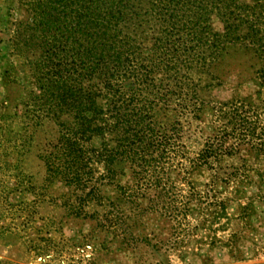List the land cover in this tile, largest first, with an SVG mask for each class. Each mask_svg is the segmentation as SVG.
Segmentation results:
<instances>
[{"label": "trees", "instance_id": "16d2710c", "mask_svg": "<svg viewBox=\"0 0 264 264\" xmlns=\"http://www.w3.org/2000/svg\"><path fill=\"white\" fill-rule=\"evenodd\" d=\"M28 9L19 25L34 56L31 99L59 127L46 179L73 188L71 211L107 231L123 229L126 205L137 217L166 209L185 158L181 118L205 105L193 75L236 46L264 58V0H28ZM162 111L174 119L162 122ZM228 137H209L190 162L233 155Z\"/></svg>", "mask_w": 264, "mask_h": 264}, {"label": "rangeland", "instance_id": "374dc122", "mask_svg": "<svg viewBox=\"0 0 264 264\" xmlns=\"http://www.w3.org/2000/svg\"><path fill=\"white\" fill-rule=\"evenodd\" d=\"M29 18L28 0H0V264H264V58L236 46L208 73H194L205 105L197 118H181L185 158L166 209L137 217L126 205L124 236L76 217L68 204L77 192L46 179L59 127L31 99L39 93L34 56L19 25ZM223 134L236 153L190 162Z\"/></svg>", "mask_w": 264, "mask_h": 264}]
</instances>
